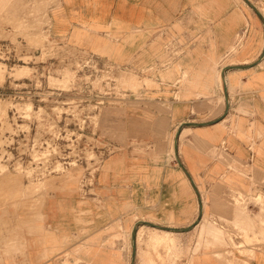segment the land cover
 Masks as SVG:
<instances>
[{
    "label": "crops",
    "instance_id": "0c3cea01",
    "mask_svg": "<svg viewBox=\"0 0 264 264\" xmlns=\"http://www.w3.org/2000/svg\"><path fill=\"white\" fill-rule=\"evenodd\" d=\"M249 1L264 16V0ZM50 20L52 35L81 41L118 64L132 65L140 54L144 79L158 88L111 112L110 132L126 141L96 171L94 202H46L50 232L46 248L30 238L32 264H127L124 235L136 249L130 263L151 264L141 229L152 231H144V241L175 235L181 250L190 239L192 263L215 264V249L197 248L207 222L235 220L232 193L264 195L263 21L238 0H61ZM133 142L146 144L144 153L136 154ZM140 221L193 227L137 226L132 243ZM251 264H264V250Z\"/></svg>",
    "mask_w": 264,
    "mask_h": 264
},
{
    "label": "rangeland",
    "instance_id": "374dc122",
    "mask_svg": "<svg viewBox=\"0 0 264 264\" xmlns=\"http://www.w3.org/2000/svg\"><path fill=\"white\" fill-rule=\"evenodd\" d=\"M60 2L0 0V264H32L30 238L46 248L49 199L94 202L96 171L126 141L110 132L111 112L142 99L145 88H158L144 79L140 54L132 65L118 64L81 41L52 35L50 9ZM132 146L136 154L147 148ZM232 197L235 220L210 218L197 248L215 249V264H251L254 252L264 250V195L254 190ZM144 231H152L139 234L151 264H193L190 239L181 250L175 235L144 241ZM124 237L132 264L136 253L133 259Z\"/></svg>",
    "mask_w": 264,
    "mask_h": 264
},
{
    "label": "water",
    "instance_id": "95a60500",
    "mask_svg": "<svg viewBox=\"0 0 264 264\" xmlns=\"http://www.w3.org/2000/svg\"><path fill=\"white\" fill-rule=\"evenodd\" d=\"M257 15L258 17L263 21L264 23V16L262 15V13L249 1V0H243ZM224 71L222 72V82H223V93H224V97L226 99V101L228 100V95L226 93V89H225V81H224ZM188 124L186 123H183L181 124L179 127H178V130H177V133H176V137H175V151L177 150V139H178V136H179V133L181 132V130L187 126ZM177 152V151H176ZM202 218V210L200 209V212H199V215L194 223L197 224ZM138 224H141V225H147L151 228H154V229H158V230H164V231H172V232H185V231H188L190 230L193 226H190L188 228H184V229H172V228H168V227H163V226H158V225H155V224H151V223H148V222H139L137 223V225L135 226V228L133 229L132 231V243L134 242L135 240V234H136V228L138 226ZM132 248H133V259L135 258V253H136V249H135V246L134 244L132 245Z\"/></svg>",
    "mask_w": 264,
    "mask_h": 264
},
{
    "label": "bare ground",
    "instance_id": "6f19581e",
    "mask_svg": "<svg viewBox=\"0 0 264 264\" xmlns=\"http://www.w3.org/2000/svg\"><path fill=\"white\" fill-rule=\"evenodd\" d=\"M221 81V80H220ZM222 83V82H221ZM261 236L264 237V231L260 232Z\"/></svg>",
    "mask_w": 264,
    "mask_h": 264
}]
</instances>
